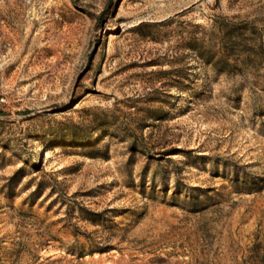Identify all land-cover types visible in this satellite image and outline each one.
Instances as JSON below:
<instances>
[{
  "label": "rangeland",
  "instance_id": "374dc122",
  "mask_svg": "<svg viewBox=\"0 0 264 264\" xmlns=\"http://www.w3.org/2000/svg\"><path fill=\"white\" fill-rule=\"evenodd\" d=\"M0 264H264V0H0Z\"/></svg>",
  "mask_w": 264,
  "mask_h": 264
}]
</instances>
